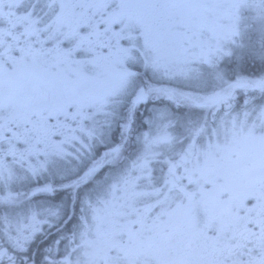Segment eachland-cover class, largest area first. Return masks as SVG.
Here are the masks:
<instances>
[{
	"label": "snow or ice",
	"instance_id": "6c2138e0",
	"mask_svg": "<svg viewBox=\"0 0 264 264\" xmlns=\"http://www.w3.org/2000/svg\"><path fill=\"white\" fill-rule=\"evenodd\" d=\"M0 264H264V0H0Z\"/></svg>",
	"mask_w": 264,
	"mask_h": 264
},
{
	"label": "flooded vegetation",
	"instance_id": "af4514ba",
	"mask_svg": "<svg viewBox=\"0 0 264 264\" xmlns=\"http://www.w3.org/2000/svg\"><path fill=\"white\" fill-rule=\"evenodd\" d=\"M152 108V105L149 104L145 106L144 108L140 109V112L138 113V124L140 121H142L148 114L149 110ZM99 151V149H98ZM66 198V193H57V194H38L37 200L39 203H56L60 201L61 199ZM75 223V221H73ZM71 224L68 225L69 228H71ZM39 245L37 246V250H39V247L43 245L44 241H38Z\"/></svg>",
	"mask_w": 264,
	"mask_h": 264
}]
</instances>
